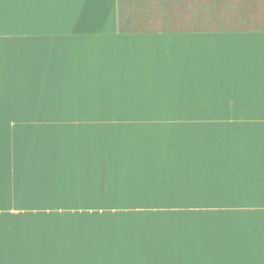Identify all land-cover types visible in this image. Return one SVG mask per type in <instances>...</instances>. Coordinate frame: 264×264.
Segmentation results:
<instances>
[{
	"label": "crops",
	"instance_id": "crops-1",
	"mask_svg": "<svg viewBox=\"0 0 264 264\" xmlns=\"http://www.w3.org/2000/svg\"><path fill=\"white\" fill-rule=\"evenodd\" d=\"M241 3L263 23L0 0V264H264V0Z\"/></svg>",
	"mask_w": 264,
	"mask_h": 264
},
{
	"label": "rangeland",
	"instance_id": "rangeland-1",
	"mask_svg": "<svg viewBox=\"0 0 264 264\" xmlns=\"http://www.w3.org/2000/svg\"><path fill=\"white\" fill-rule=\"evenodd\" d=\"M245 5L241 0H120L121 24L142 28L209 27L222 23L223 12L232 6L236 25L263 23L258 17L239 13Z\"/></svg>",
	"mask_w": 264,
	"mask_h": 264
}]
</instances>
